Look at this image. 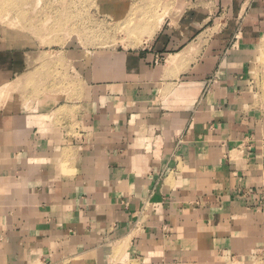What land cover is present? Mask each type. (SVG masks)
<instances>
[{
    "label": "crops",
    "instance_id": "crops-1",
    "mask_svg": "<svg viewBox=\"0 0 264 264\" xmlns=\"http://www.w3.org/2000/svg\"><path fill=\"white\" fill-rule=\"evenodd\" d=\"M160 1L140 45L68 50L72 90L0 36V264H264V0Z\"/></svg>",
    "mask_w": 264,
    "mask_h": 264
},
{
    "label": "rangeland",
    "instance_id": "rangeland-1",
    "mask_svg": "<svg viewBox=\"0 0 264 264\" xmlns=\"http://www.w3.org/2000/svg\"><path fill=\"white\" fill-rule=\"evenodd\" d=\"M162 15L160 0H0V36L18 45H30L40 54L43 62L38 68V84L29 79L26 83L34 85L32 92L40 86L46 91L47 83L62 92L72 90L75 84L65 72L69 49L80 47L88 58L97 49L140 45L144 34L148 35V23ZM204 41L201 38L199 44ZM250 48L247 52L237 50L247 90L242 104L264 134V30ZM119 250L117 246L113 254L118 255Z\"/></svg>",
    "mask_w": 264,
    "mask_h": 264
},
{
    "label": "bare ground",
    "instance_id": "bare-ground-1",
    "mask_svg": "<svg viewBox=\"0 0 264 264\" xmlns=\"http://www.w3.org/2000/svg\"><path fill=\"white\" fill-rule=\"evenodd\" d=\"M163 16V15H162ZM161 17V16H160ZM162 23V18L158 19L157 21L153 22V23H148L149 25L147 26V33L148 36L152 35L153 33H155L158 28L160 27ZM146 40V39H145ZM174 59V58H173Z\"/></svg>",
    "mask_w": 264,
    "mask_h": 264
}]
</instances>
